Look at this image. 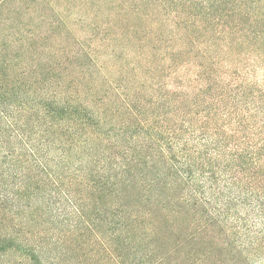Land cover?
I'll use <instances>...</instances> for the list:
<instances>
[{
	"label": "rangeland",
	"instance_id": "rangeland-1",
	"mask_svg": "<svg viewBox=\"0 0 264 264\" xmlns=\"http://www.w3.org/2000/svg\"><path fill=\"white\" fill-rule=\"evenodd\" d=\"M0 66L24 97L42 100L57 89L58 100L85 105L90 119L62 132L73 135V163L100 172L85 180L90 187L124 163L137 171L160 154L183 170L191 161L186 181L203 189L200 201L224 233L264 236V0H0ZM13 112L0 117L16 136L5 119ZM57 149L52 167L61 161ZM76 183L73 174L58 181L53 173L26 198L21 179L13 180L17 197L0 195V264L180 257L160 251L149 222L137 223L135 241L129 221L90 229L75 218L77 202L88 201L83 182L71 194ZM1 212L14 216L9 231ZM175 231L185 235L183 225ZM10 232L21 239L11 242ZM116 233L122 243L109 240Z\"/></svg>",
	"mask_w": 264,
	"mask_h": 264
},
{
	"label": "trees",
	"instance_id": "trees-1",
	"mask_svg": "<svg viewBox=\"0 0 264 264\" xmlns=\"http://www.w3.org/2000/svg\"><path fill=\"white\" fill-rule=\"evenodd\" d=\"M58 94L56 89L42 100L24 97L21 85L13 84L6 69L0 66V111H14L5 119L16 133L13 136L4 118L0 117V195L5 200L17 197L9 193L16 178H20L24 186L23 191L18 192L26 198L39 193L40 187H34V183L43 177H53V173L58 181L74 175L77 183L71 187L72 195L78 192V183L99 178L96 167L90 169L88 163H73V150L69 145L73 135L65 137L62 132L70 123H84L90 119L88 110L84 104L72 101V97L58 100ZM6 97L12 101L4 102ZM56 147L61 161L52 167V152ZM83 152L80 151L78 160H82ZM158 159L159 163L153 167L143 166L137 171L129 163L123 164L120 173L109 167L93 187L85 181L84 194L88 201L77 202L78 216L75 218L92 230L96 225L109 227L119 223L124 227L128 225L124 222L129 221L133 241L140 238L141 227L137 223L144 226L149 222L153 227L152 235L156 232L157 240L164 242L160 251L171 256L180 255L173 264H264V236L233 239V235H226L209 207L200 201L203 189L186 181L194 175L193 162L188 161L182 170L173 161H165L160 154ZM134 174L140 178H134ZM1 213L5 228L11 230L14 216L9 218L6 212ZM181 225L185 235L179 237L175 229ZM165 229L169 231L167 239L162 234ZM115 235L117 233L109 235V240L122 243V236ZM9 239L16 242L21 238L10 232ZM170 241H174L175 248L169 250L166 243Z\"/></svg>",
	"mask_w": 264,
	"mask_h": 264
}]
</instances>
